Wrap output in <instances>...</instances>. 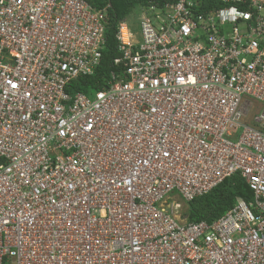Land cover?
I'll list each match as a JSON object with an SVG mask.
<instances>
[{
    "label": "built area",
    "instance_id": "1",
    "mask_svg": "<svg viewBox=\"0 0 264 264\" xmlns=\"http://www.w3.org/2000/svg\"><path fill=\"white\" fill-rule=\"evenodd\" d=\"M0 0V264H264V0ZM242 25V30L239 26ZM240 176L212 223L182 205Z\"/></svg>",
    "mask_w": 264,
    "mask_h": 264
},
{
    "label": "trees",
    "instance_id": "2",
    "mask_svg": "<svg viewBox=\"0 0 264 264\" xmlns=\"http://www.w3.org/2000/svg\"><path fill=\"white\" fill-rule=\"evenodd\" d=\"M172 0H89V3L96 9L106 8V19L108 31L106 44L102 52L100 65L91 76L79 79L74 84V91L89 95L90 91L99 90L115 71L113 60L119 57L117 43L114 38L116 26L119 22L125 21L131 30L136 31L139 7L154 4L161 6L163 3ZM138 10V14L134 12ZM237 198L250 202L252 194L240 176L223 181L209 194L196 198L185 204L183 218L188 223L207 222L212 223L223 214L234 207Z\"/></svg>",
    "mask_w": 264,
    "mask_h": 264
},
{
    "label": "rangeland",
    "instance_id": "3",
    "mask_svg": "<svg viewBox=\"0 0 264 264\" xmlns=\"http://www.w3.org/2000/svg\"><path fill=\"white\" fill-rule=\"evenodd\" d=\"M135 14H138V10H136L135 12H134ZM242 25H240L238 28H239V30H242V27H241ZM95 95V91H90V93H89V96H90V98H92L93 96ZM184 211H185V205H182V209L179 211V214L182 216L183 215V213H184Z\"/></svg>",
    "mask_w": 264,
    "mask_h": 264
}]
</instances>
